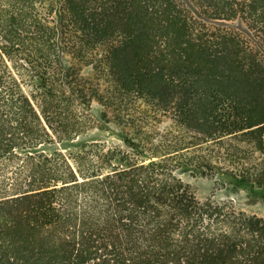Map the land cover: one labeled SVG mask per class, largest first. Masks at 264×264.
<instances>
[{
    "label": "trees",
    "instance_id": "1",
    "mask_svg": "<svg viewBox=\"0 0 264 264\" xmlns=\"http://www.w3.org/2000/svg\"><path fill=\"white\" fill-rule=\"evenodd\" d=\"M95 101L121 145L72 124ZM179 172L264 196V0H0V264H264Z\"/></svg>",
    "mask_w": 264,
    "mask_h": 264
},
{
    "label": "rangeland",
    "instance_id": "2",
    "mask_svg": "<svg viewBox=\"0 0 264 264\" xmlns=\"http://www.w3.org/2000/svg\"><path fill=\"white\" fill-rule=\"evenodd\" d=\"M230 25L239 28L243 36H245L244 32L248 30L247 25L242 22L233 21L230 22ZM82 74L84 78H94V74L88 69H83ZM101 89L106 90L104 85L101 86ZM101 108L100 103L95 101L91 104L90 109L84 106L82 108L78 107L77 110L74 108L73 110L77 112L76 120L73 116H69V118H72V124L75 128L76 125H80V131L78 132L80 134L83 132L82 138H88L90 143L104 146L105 149L121 145L117 128L112 120H108L109 124L103 123ZM152 118L155 119L158 130H161L160 126L167 121L166 116L160 114ZM58 126H60L59 122H55L52 128L56 130ZM160 130L159 134L161 133ZM178 176L184 183L193 188L200 200L210 199L216 203H229L238 212L264 218V196L253 195L244 188L235 187L228 178L218 175L199 176L190 172H179Z\"/></svg>",
    "mask_w": 264,
    "mask_h": 264
}]
</instances>
